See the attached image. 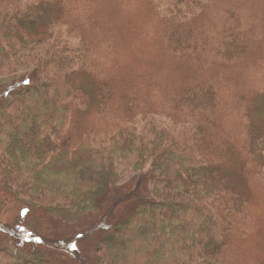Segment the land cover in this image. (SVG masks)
<instances>
[{"label":"rangeland","instance_id":"374dc122","mask_svg":"<svg viewBox=\"0 0 264 264\" xmlns=\"http://www.w3.org/2000/svg\"><path fill=\"white\" fill-rule=\"evenodd\" d=\"M169 3L23 0V8L31 15V41L60 33L79 47L78 65L69 75L78 96L69 103L64 131L70 147L85 134L106 139L120 128L137 132L157 125L181 133L192 122L185 96L196 86L215 92L216 108L197 115L204 127L200 151L220 170L229 192L246 199L222 263L264 264V184L245 148L247 126L264 123V0H206L183 19L170 18ZM228 45L240 48L231 60L223 57ZM6 73L0 76V99L31 79L30 70ZM134 162L117 160L119 183L99 210L42 232L58 264H100L99 230L149 195L148 172L136 170ZM28 213L23 204L2 210L0 245L10 247L5 229H19Z\"/></svg>","mask_w":264,"mask_h":264},{"label":"trees","instance_id":"16d2710c","mask_svg":"<svg viewBox=\"0 0 264 264\" xmlns=\"http://www.w3.org/2000/svg\"><path fill=\"white\" fill-rule=\"evenodd\" d=\"M167 1L170 18L183 19L206 0ZM30 20L23 0H0V76L31 74L24 88L0 99V215L10 204L29 210L19 229L4 228L10 247L0 245V264H58L40 235L58 221L99 210L119 183L117 160L126 157L135 159L136 170H147L149 195L99 230L98 262L223 264L246 199L229 192L220 170L200 151L204 127L197 115L216 108L215 92L196 86L185 96L192 122L181 133L157 125L137 132L120 128L106 139L85 134L70 147L64 131L69 103L78 96L69 75L79 47L60 33L31 41ZM239 54V47L228 45L223 57ZM245 148L264 184V123L247 126Z\"/></svg>","mask_w":264,"mask_h":264}]
</instances>
